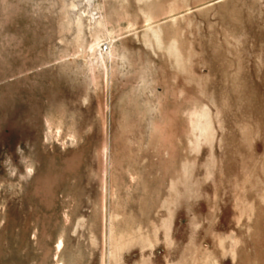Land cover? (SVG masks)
<instances>
[{"label": "rangeland", "instance_id": "374dc122", "mask_svg": "<svg viewBox=\"0 0 264 264\" xmlns=\"http://www.w3.org/2000/svg\"><path fill=\"white\" fill-rule=\"evenodd\" d=\"M58 239L264 264V0H0V264Z\"/></svg>", "mask_w": 264, "mask_h": 264}, {"label": "bare ground", "instance_id": "6f19581e", "mask_svg": "<svg viewBox=\"0 0 264 264\" xmlns=\"http://www.w3.org/2000/svg\"><path fill=\"white\" fill-rule=\"evenodd\" d=\"M110 218V217H109ZM112 225V224H111ZM61 238V237H60ZM63 246V240L62 239H58L56 241V245H55V250H56V261L57 264H63L62 259L60 258V256L58 255V253L61 251V248Z\"/></svg>", "mask_w": 264, "mask_h": 264}]
</instances>
